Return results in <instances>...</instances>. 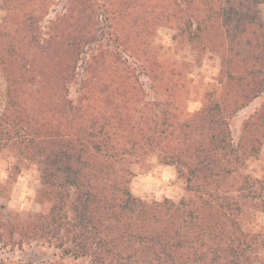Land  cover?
I'll list each match as a JSON object with an SVG mask.
<instances>
[{
    "label": "trees",
    "instance_id": "16d2710c",
    "mask_svg": "<svg viewBox=\"0 0 264 264\" xmlns=\"http://www.w3.org/2000/svg\"><path fill=\"white\" fill-rule=\"evenodd\" d=\"M57 2L3 0L0 151L40 164L41 209L0 212V243L92 264H264V233L246 222L264 213V177L246 172L264 146V102L237 140L230 122L264 93L263 0H66L51 16ZM161 27L200 63L220 54L219 85L193 111L181 93L191 63L147 52ZM134 43L148 88L124 57ZM151 154L176 165L183 198L131 195L133 165Z\"/></svg>",
    "mask_w": 264,
    "mask_h": 264
},
{
    "label": "rangeland",
    "instance_id": "374dc122",
    "mask_svg": "<svg viewBox=\"0 0 264 264\" xmlns=\"http://www.w3.org/2000/svg\"><path fill=\"white\" fill-rule=\"evenodd\" d=\"M66 0H58V2L53 6L51 16H54L56 11H62ZM260 13L264 17V0L259 5ZM5 16V11L3 9V0H0V23ZM103 18V17H102ZM103 22V21H102ZM104 25V22L101 23ZM138 30L139 28L136 27ZM151 48L147 50L148 54L160 55L161 60L170 67H177L183 63H191L190 68H186V73H188V80L185 82V87L181 89V93L186 97V109L188 111H193L201 106V100L204 93L213 89L215 86L219 85L216 78L219 75L221 68V57L218 52H213L208 50L203 56L201 63L199 62L198 53L192 49V47L182 40L177 34L176 30L169 27H161L157 30L156 34L152 38ZM141 48L138 43L131 44V47L126 46V53L124 57L128 58L129 61L135 62L134 79L144 83V86L148 88V78L145 75L144 68L140 62ZM137 53V54H136ZM139 53V55H138ZM133 55V56H132ZM139 60V61H138ZM184 65V64H183ZM81 70V68H80ZM191 72H188L190 71ZM181 81L183 78L181 75L177 76ZM7 83L0 67V118L6 107L7 95H6ZM264 102V93L259 97L255 98L248 106L238 111V113L230 120L231 127L233 130L234 139L237 140L240 134V130L243 126L245 119H247L250 114L256 111ZM9 155H12L16 159V163L8 169V179L4 183H0V212H2L7 217H14L17 213H27V212H38L41 209V204L38 200V192L41 188V169L40 164L37 161L30 160L23 154H17L11 148H6L0 151V157L7 159ZM160 161V159H159ZM160 163L166 164L162 161ZM32 164L37 166V171L39 172L38 177H34L39 180L36 184L33 181H29V188L34 189L36 192L35 197H27L31 201V207L27 211H15L8 207V203L11 199V193L14 186L17 183V177L21 175L22 169L29 168ZM140 165V167L146 172L150 171L151 168L145 162ZM134 166V165H133ZM175 167L177 173V181L171 182L172 184H179L182 192L178 198L174 200H180L186 194L185 181L179 176L178 168L176 165H171ZM246 172L253 176L263 178L264 177V146L260 153L256 157H252L248 160L246 166ZM136 173L134 172V176ZM133 176V177H134ZM132 177V178H133ZM163 197L162 199H164ZM161 199V200H162ZM155 200V199H153ZM246 222L249 228L254 231H260L264 233V213L253 210L252 213L246 216ZM0 264H92L90 259L87 257L73 256H63L61 252L57 249L48 247L47 245H25L23 248H15L12 244L4 246L0 243Z\"/></svg>",
    "mask_w": 264,
    "mask_h": 264
},
{
    "label": "clouds",
    "instance_id": "9594fccd",
    "mask_svg": "<svg viewBox=\"0 0 264 264\" xmlns=\"http://www.w3.org/2000/svg\"><path fill=\"white\" fill-rule=\"evenodd\" d=\"M16 163L14 156L9 155L7 159L0 157V183L7 181L9 173L8 169ZM145 163L151 168L150 171H144L140 165H134L132 171L136 175L131 179L129 184V192L132 196L138 197L141 200L160 201L163 197L168 199H176L181 194L180 185L172 184L177 181V173L174 166L164 165L160 163L156 154H151L145 159ZM39 172L37 166L32 164L27 169L21 170V175L17 177V183L11 193V199L8 207L15 211H27L31 207V201L27 197H35L34 189L29 188V181L38 184Z\"/></svg>",
    "mask_w": 264,
    "mask_h": 264
}]
</instances>
